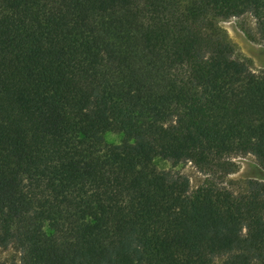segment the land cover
<instances>
[{
    "label": "trees",
    "instance_id": "1",
    "mask_svg": "<svg viewBox=\"0 0 264 264\" xmlns=\"http://www.w3.org/2000/svg\"><path fill=\"white\" fill-rule=\"evenodd\" d=\"M245 14L264 42V0H0V249L264 264V73L219 26ZM247 155L235 193L223 178ZM156 159L204 178L190 191Z\"/></svg>",
    "mask_w": 264,
    "mask_h": 264
},
{
    "label": "rangeland",
    "instance_id": "2",
    "mask_svg": "<svg viewBox=\"0 0 264 264\" xmlns=\"http://www.w3.org/2000/svg\"><path fill=\"white\" fill-rule=\"evenodd\" d=\"M219 26L234 46V58L244 61L252 72L264 73V42L258 39L253 18L245 14L219 21ZM119 139L120 136L117 134H105V140L108 142L117 143ZM233 159L236 171L223 178V185L237 193L243 190L246 180L254 176L257 164L250 155L237 156ZM154 165L158 170H176L185 175L189 180L190 191L194 190L204 178V175L189 162L172 167L170 162L156 159ZM0 261L7 264H19V254L12 247L0 249Z\"/></svg>",
    "mask_w": 264,
    "mask_h": 264
},
{
    "label": "built area",
    "instance_id": "3",
    "mask_svg": "<svg viewBox=\"0 0 264 264\" xmlns=\"http://www.w3.org/2000/svg\"><path fill=\"white\" fill-rule=\"evenodd\" d=\"M231 160H232V161H234V159H233V158H232Z\"/></svg>",
    "mask_w": 264,
    "mask_h": 264
}]
</instances>
